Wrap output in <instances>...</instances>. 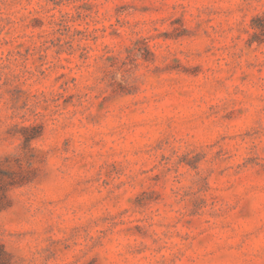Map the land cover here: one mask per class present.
<instances>
[{"label":"rangeland","instance_id":"374dc122","mask_svg":"<svg viewBox=\"0 0 264 264\" xmlns=\"http://www.w3.org/2000/svg\"><path fill=\"white\" fill-rule=\"evenodd\" d=\"M260 27L264 0H0V264H264Z\"/></svg>","mask_w":264,"mask_h":264},{"label":"trees","instance_id":"16d2710c","mask_svg":"<svg viewBox=\"0 0 264 264\" xmlns=\"http://www.w3.org/2000/svg\"><path fill=\"white\" fill-rule=\"evenodd\" d=\"M260 30L264 33L263 27H260ZM26 183L27 181L24 179L19 165L18 170L12 168L2 169L0 167V212L9 209L12 205L9 192L15 188L24 186ZM0 252L1 254H4L3 247L1 245Z\"/></svg>","mask_w":264,"mask_h":264}]
</instances>
